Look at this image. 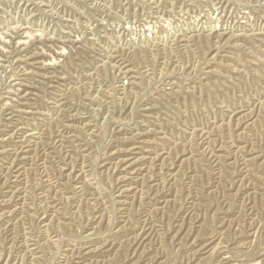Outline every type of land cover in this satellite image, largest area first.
Returning <instances> with one entry per match:
<instances>
[{"label":"rangeland","instance_id":"374dc122","mask_svg":"<svg viewBox=\"0 0 264 264\" xmlns=\"http://www.w3.org/2000/svg\"><path fill=\"white\" fill-rule=\"evenodd\" d=\"M0 264H264V0H0Z\"/></svg>","mask_w":264,"mask_h":264},{"label":"bare ground","instance_id":"6f19581e","mask_svg":"<svg viewBox=\"0 0 264 264\" xmlns=\"http://www.w3.org/2000/svg\"><path fill=\"white\" fill-rule=\"evenodd\" d=\"M221 36V35H220ZM221 38V37H220ZM58 137V135H57ZM63 149V148H62ZM17 156V155H16ZM68 156V155H67ZM113 166V165H112ZM125 167V166H124ZM23 168V167H22ZM12 169V168H11ZM83 174V173H82ZM120 177V176H119ZM59 180V179H58ZM51 185V184H50ZM69 185V184H68ZM48 192V191H47ZM18 193V192H17ZM57 195V194H56ZM145 224V223H144ZM107 242V241H106ZM134 243V242H133Z\"/></svg>","mask_w":264,"mask_h":264}]
</instances>
